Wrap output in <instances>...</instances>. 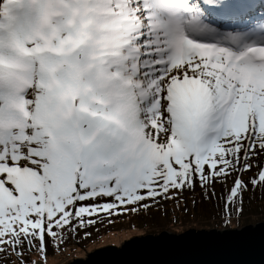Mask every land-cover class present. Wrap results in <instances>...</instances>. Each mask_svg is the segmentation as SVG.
<instances>
[{"label":"snow or ice","instance_id":"obj_1","mask_svg":"<svg viewBox=\"0 0 264 264\" xmlns=\"http://www.w3.org/2000/svg\"><path fill=\"white\" fill-rule=\"evenodd\" d=\"M194 191L264 192V0H0V264Z\"/></svg>","mask_w":264,"mask_h":264},{"label":"water","instance_id":"obj_2","mask_svg":"<svg viewBox=\"0 0 264 264\" xmlns=\"http://www.w3.org/2000/svg\"><path fill=\"white\" fill-rule=\"evenodd\" d=\"M68 264H264V223L134 237Z\"/></svg>","mask_w":264,"mask_h":264},{"label":"rangeland","instance_id":"obj_3","mask_svg":"<svg viewBox=\"0 0 264 264\" xmlns=\"http://www.w3.org/2000/svg\"><path fill=\"white\" fill-rule=\"evenodd\" d=\"M184 201L164 203L162 207L153 206L147 210H137L118 216L109 217L110 223H96L83 231L78 228L75 235L69 234L59 248L52 252L49 249L48 264H68L75 259L85 258L87 252L104 247H119L123 242L134 237L157 235L161 232L181 234L191 229L228 230L239 229L246 225L264 223V192H254L251 198L246 197L244 212L239 222H231L226 227L216 219L212 212L200 211L198 192H185ZM197 201V215L193 217L191 200ZM188 208L185 214L184 209Z\"/></svg>","mask_w":264,"mask_h":264}]
</instances>
